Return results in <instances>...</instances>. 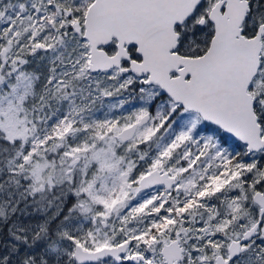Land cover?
<instances>
[{"label": "snow or ice", "instance_id": "snow-or-ice-1", "mask_svg": "<svg viewBox=\"0 0 264 264\" xmlns=\"http://www.w3.org/2000/svg\"><path fill=\"white\" fill-rule=\"evenodd\" d=\"M0 264H264V0H0Z\"/></svg>", "mask_w": 264, "mask_h": 264}]
</instances>
